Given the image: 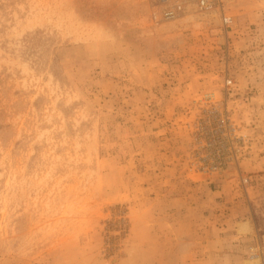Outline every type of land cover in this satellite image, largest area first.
Listing matches in <instances>:
<instances>
[{
    "label": "rangeland",
    "instance_id": "obj_1",
    "mask_svg": "<svg viewBox=\"0 0 264 264\" xmlns=\"http://www.w3.org/2000/svg\"><path fill=\"white\" fill-rule=\"evenodd\" d=\"M189 1L0 0V264H264V0Z\"/></svg>",
    "mask_w": 264,
    "mask_h": 264
},
{
    "label": "bare ground",
    "instance_id": "obj_2",
    "mask_svg": "<svg viewBox=\"0 0 264 264\" xmlns=\"http://www.w3.org/2000/svg\"><path fill=\"white\" fill-rule=\"evenodd\" d=\"M188 11H191L188 16L183 19H170L163 22L158 28L159 31H166L168 29H172L176 27L179 23L184 21H191L192 24H201L206 28L217 27L222 24L223 20V8L221 6H212L209 7L204 12L197 11L195 5L188 3ZM241 231L248 230V224L242 223L240 227ZM262 256H254L251 259L246 260V264H256L261 262Z\"/></svg>",
    "mask_w": 264,
    "mask_h": 264
},
{
    "label": "built area",
    "instance_id": "obj_3",
    "mask_svg": "<svg viewBox=\"0 0 264 264\" xmlns=\"http://www.w3.org/2000/svg\"><path fill=\"white\" fill-rule=\"evenodd\" d=\"M193 2L202 12L207 10L209 7L216 6L220 3L221 0H190ZM184 9V4L182 2H175L172 5L168 6L164 14L167 18L175 17L180 11ZM226 23L231 22V17L224 16Z\"/></svg>",
    "mask_w": 264,
    "mask_h": 264
},
{
    "label": "crops",
    "instance_id": "obj_4",
    "mask_svg": "<svg viewBox=\"0 0 264 264\" xmlns=\"http://www.w3.org/2000/svg\"><path fill=\"white\" fill-rule=\"evenodd\" d=\"M242 223L248 224V230H246V231H254L255 230L256 225L249 220L239 222V229H240Z\"/></svg>",
    "mask_w": 264,
    "mask_h": 264
}]
</instances>
